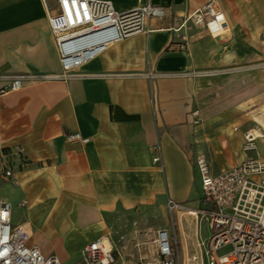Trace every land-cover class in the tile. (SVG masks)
Masks as SVG:
<instances>
[{
  "label": "crops",
  "instance_id": "0c3cea01",
  "mask_svg": "<svg viewBox=\"0 0 264 264\" xmlns=\"http://www.w3.org/2000/svg\"><path fill=\"white\" fill-rule=\"evenodd\" d=\"M142 1L171 15L55 79L57 1L0 0V155L24 150L14 180L2 176L0 156V201L45 254L70 257L110 240L119 213L142 217L168 201L198 208L194 152L213 173L264 158V137L242 148L244 131L264 133V0H215L225 18L216 35L191 23L174 30L208 0ZM16 76L22 87L4 91ZM67 132L90 140L68 142ZM203 236L199 225L190 256Z\"/></svg>",
  "mask_w": 264,
  "mask_h": 264
},
{
  "label": "built area",
  "instance_id": "2783aa9c",
  "mask_svg": "<svg viewBox=\"0 0 264 264\" xmlns=\"http://www.w3.org/2000/svg\"><path fill=\"white\" fill-rule=\"evenodd\" d=\"M45 1V0H43ZM58 9L49 16L50 31L59 56L61 72L47 75L63 78L116 41L130 35L153 30L150 20H163L171 15L166 6L150 2L119 10L111 0H56ZM187 23L204 25L211 35L219 34L225 24L215 0H208L182 17L178 27ZM161 27V26H160ZM264 38V29L261 33ZM35 76V75H31ZM22 87V76H16L4 91ZM264 137L261 126L243 132L242 148L255 149V140ZM68 142L87 143L90 138L80 132H67ZM2 176L14 180L17 165L24 163L21 146L1 151ZM154 162L159 156H154ZM191 161L202 192L197 219L207 225L190 256L196 264H264V158L247 157L229 170L213 173L202 152H194ZM170 209L176 202L168 201ZM122 238V237H121ZM95 239L82 246L85 264H117L112 243ZM156 253L162 264H174L171 237L166 229H158ZM0 264H61L55 253L45 254L30 240L29 233L11 223V204L0 201Z\"/></svg>",
  "mask_w": 264,
  "mask_h": 264
},
{
  "label": "rangeland",
  "instance_id": "374dc122",
  "mask_svg": "<svg viewBox=\"0 0 264 264\" xmlns=\"http://www.w3.org/2000/svg\"><path fill=\"white\" fill-rule=\"evenodd\" d=\"M119 2L123 7L129 8L141 5L143 1L119 0ZM142 215L139 217L137 214L132 215L128 212L119 213L121 217L114 221L110 242L117 258V264H162L155 246L158 229H166L170 234L174 264H196L190 258V246L195 240L199 225L201 232L204 235L207 234V225L203 219L199 221L194 214H188L184 206L170 209L167 205L165 208L152 209L151 212L142 213ZM132 220H137L138 223L133 224ZM154 220L158 223H152ZM103 239L107 244L106 238ZM58 257L61 264H85L80 253L70 257L66 255Z\"/></svg>",
  "mask_w": 264,
  "mask_h": 264
},
{
  "label": "bare ground",
  "instance_id": "6f19581e",
  "mask_svg": "<svg viewBox=\"0 0 264 264\" xmlns=\"http://www.w3.org/2000/svg\"><path fill=\"white\" fill-rule=\"evenodd\" d=\"M187 213H188V214H193V212H191V210H190V211H187ZM107 244H108V242H107Z\"/></svg>",
  "mask_w": 264,
  "mask_h": 264
}]
</instances>
